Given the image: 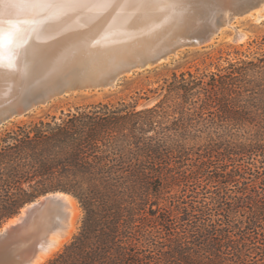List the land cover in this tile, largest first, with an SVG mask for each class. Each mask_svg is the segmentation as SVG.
Masks as SVG:
<instances>
[{"label": "trees", "instance_id": "trees-1", "mask_svg": "<svg viewBox=\"0 0 264 264\" xmlns=\"http://www.w3.org/2000/svg\"><path fill=\"white\" fill-rule=\"evenodd\" d=\"M158 91L0 128V228L60 191L84 216L47 264H264V53Z\"/></svg>", "mask_w": 264, "mask_h": 264}, {"label": "bare ground", "instance_id": "bare-ground-1", "mask_svg": "<svg viewBox=\"0 0 264 264\" xmlns=\"http://www.w3.org/2000/svg\"><path fill=\"white\" fill-rule=\"evenodd\" d=\"M242 1L0 0V37L4 38L5 45L0 59V75L7 74L9 84L15 83V92L18 88L22 93L26 89L33 92L71 63L96 59L99 54L100 57L113 55L120 49L125 50V46L129 48V44L153 46L164 43L181 33L188 24L216 17L225 8ZM105 3L112 6L92 7ZM252 10H256L258 19L264 18V0L249 9L235 10V14L243 15ZM226 16L227 10L223 14V27L232 20ZM22 81L25 87L21 88ZM0 87L4 89L2 85ZM51 195L63 204L66 216L57 225L50 226L44 250L38 253L32 264H43L75 232L77 200L64 193ZM29 209L28 205L22 215L11 220L5 228L21 221Z\"/></svg>", "mask_w": 264, "mask_h": 264}, {"label": "water", "instance_id": "water-1", "mask_svg": "<svg viewBox=\"0 0 264 264\" xmlns=\"http://www.w3.org/2000/svg\"><path fill=\"white\" fill-rule=\"evenodd\" d=\"M243 1L231 5L228 10L249 9L261 2ZM222 12L204 22L188 24L181 33L164 43L153 46L129 44V48L125 46V50L120 49L108 57H100L99 54L96 59L71 63L33 92L26 89L22 93L20 88L15 92V83L9 84L7 74L0 75V85L4 87H0V128L56 98L75 92L116 87L129 73L148 70L182 49L205 46L225 24V11ZM20 85L25 87L23 81ZM6 86L9 90L5 89ZM55 193L68 194L59 191L44 195L24 207L29 205L30 209L21 221L5 228L11 220L22 215L24 208L0 228V264H32L38 253L44 250L50 226L57 225L66 216L63 204L51 195Z\"/></svg>", "mask_w": 264, "mask_h": 264}, {"label": "rangeland", "instance_id": "rangeland-1", "mask_svg": "<svg viewBox=\"0 0 264 264\" xmlns=\"http://www.w3.org/2000/svg\"><path fill=\"white\" fill-rule=\"evenodd\" d=\"M228 9L225 8L224 11L227 10L226 18L232 19L230 24L223 27L219 34L215 38L213 37V41L209 42L210 44L182 49L171 56L170 60H168L169 62H162L142 72L127 74L116 87L75 92L56 98L47 105L40 106L22 117L11 120L4 126L10 127L16 123L32 122L47 115H60L62 111L67 112L75 110L77 107L99 102L118 104V102L124 101L132 103L137 98L145 97L147 93L150 98L141 99L137 107L138 110H142L154 106L163 96L159 91L158 93H150L149 90L158 88L164 79L170 78L175 72L180 73L189 70L194 73L215 72L217 68L224 67L229 62L253 58L264 53V18L258 19L256 10H252L254 12L253 15H251L252 11V13L236 15L235 10ZM262 15H264V10ZM77 204L78 217L73 236L43 264H47L52 258L61 253L79 232L84 212L78 201Z\"/></svg>", "mask_w": 264, "mask_h": 264}, {"label": "snow or ice", "instance_id": "snow-or-ice-1", "mask_svg": "<svg viewBox=\"0 0 264 264\" xmlns=\"http://www.w3.org/2000/svg\"><path fill=\"white\" fill-rule=\"evenodd\" d=\"M112 4L111 3H105V4H94L92 5V7L95 8H108L111 7ZM95 43H99V41H95ZM4 38L0 37V59H2V49L4 48Z\"/></svg>", "mask_w": 264, "mask_h": 264}]
</instances>
